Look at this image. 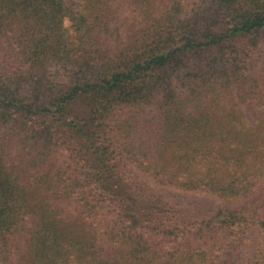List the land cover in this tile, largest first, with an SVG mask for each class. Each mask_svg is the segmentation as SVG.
I'll list each match as a JSON object with an SVG mask.
<instances>
[{
	"label": "trees",
	"instance_id": "obj_1",
	"mask_svg": "<svg viewBox=\"0 0 264 264\" xmlns=\"http://www.w3.org/2000/svg\"><path fill=\"white\" fill-rule=\"evenodd\" d=\"M78 1L0 0V264H264V0Z\"/></svg>",
	"mask_w": 264,
	"mask_h": 264
},
{
	"label": "rangeland",
	"instance_id": "obj_2",
	"mask_svg": "<svg viewBox=\"0 0 264 264\" xmlns=\"http://www.w3.org/2000/svg\"><path fill=\"white\" fill-rule=\"evenodd\" d=\"M72 8H78L79 1L78 0H69ZM251 116V115H250ZM168 196H170L173 205L178 204L175 211L186 217H194L201 215L205 210L214 209L219 205L218 200L214 199L210 195L206 193H197V192H181L173 190V192H168ZM262 242L261 236L259 234L254 233L253 241L247 245V247L238 252L233 256L234 260L240 261H248L254 256L258 245Z\"/></svg>",
	"mask_w": 264,
	"mask_h": 264
}]
</instances>
